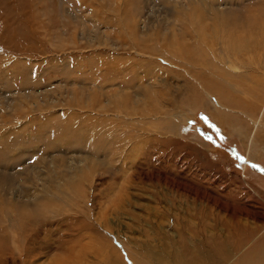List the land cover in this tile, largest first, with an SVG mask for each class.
I'll list each match as a JSON object with an SVG mask.
<instances>
[{
	"label": "rangeland",
	"instance_id": "1",
	"mask_svg": "<svg viewBox=\"0 0 264 264\" xmlns=\"http://www.w3.org/2000/svg\"><path fill=\"white\" fill-rule=\"evenodd\" d=\"M263 78L264 0H0V264L255 262Z\"/></svg>",
	"mask_w": 264,
	"mask_h": 264
},
{
	"label": "bare ground",
	"instance_id": "2",
	"mask_svg": "<svg viewBox=\"0 0 264 264\" xmlns=\"http://www.w3.org/2000/svg\"><path fill=\"white\" fill-rule=\"evenodd\" d=\"M258 44H256L255 45V47L257 46ZM228 66H230V65H228ZM229 69V68H228ZM248 73V72H247ZM210 76V75H209ZM207 78V77H206ZM261 78V77H260ZM264 79V78H263ZM200 80V79H199ZM205 86H207L208 84H209V82L208 81H206V82H204V81H202V80H200ZM212 81V80H211ZM223 82V81H222ZM226 81H224L223 83H225ZM217 83V85H219L218 84V82H216ZM253 83V82H252ZM213 84V83H212ZM226 84V83H225ZM262 84V83H261ZM217 85H216V87H217ZM220 86V85H219ZM218 86V87H219ZM264 86V85H263ZM212 87V86H211ZM215 87V88H216ZM230 87H232L231 85H230ZM214 88V87H213ZM214 88V89H215ZM211 90V89H210ZM223 90V89H222ZM222 90H221V92H222ZM215 91H218V90H215ZM220 91V90H219ZM255 91V90H254ZM235 92V91H234ZM218 93V92H217ZM225 93V92H224ZM227 94V93H226ZM222 95V94H221ZM220 95V96H221ZM228 95V94H227ZM229 96V95H228ZM260 99H263L264 98V89H262L261 91H260ZM218 99V98H217ZM220 99V98H219ZM219 99H218V101H219ZM221 100V99H220ZM232 100V99H231ZM237 100V99H236ZM221 102V101H220ZM238 102H239V100H238ZM231 103V102H230ZM260 103V102H259ZM259 103H255L254 105L255 106H257V104H259ZM223 104V103H222ZM241 104V103H240ZM231 106V105H230ZM239 106V105H238ZM244 106H246V105H244ZM247 107V106H246ZM228 108V107H227ZM250 108V109H249ZM248 109L249 110H251V107H248ZM258 109V107H256L255 108V110H257ZM222 110V109H221ZM264 110V109H263ZM226 111V110H225ZM250 112V111H249ZM251 113V112H250ZM259 122V121H258ZM258 122H254V125H256V127H258L259 126V124L260 123H258ZM100 140V139H99ZM254 155V154H253ZM54 166V165H53ZM83 169V168H82ZM57 170V169H56ZM72 170V169H71ZM54 171H55V167H54ZM53 174V173H52ZM42 175H45V176H42ZM48 175V174H47ZM46 174H45V172H38V173H36V175H34V176H32V177H30V176H25L24 178L25 179H27V181L29 180V181H33V183H35L36 184V186H39V183H41V187H42V190L43 189H45V186H44V183L46 182V180L44 179L45 177H48ZM11 182V181H10ZM1 184V183H0ZM31 185V184H30ZM34 185V184H33ZM46 185V184H45ZM51 189V188H50ZM45 192V191H44ZM47 193V192H46ZM47 195V194H46ZM33 197V196H32ZM48 197H49V194H48ZM57 198V197H56ZM33 199H34V201H36L37 199H38V197H33ZM239 220H236L235 221V225H237L238 227L236 228V229H238V230H245V227H242V226H240V225H238L239 224V222H238ZM232 223V222H231ZM224 226V225H223ZM228 227H231L230 225H229V222H227L226 224H225V226H224V229L225 228H228ZM188 229H192V230H194L193 229V227H188ZM229 229V228H228ZM224 231H226L227 233H228V235H229V230L227 231V230H224ZM235 231V230H234ZM226 236V234L225 235H223L222 237H220L219 239H218V241L220 240V239H224L225 240V242H224V244L226 243V245H231V242H229V236ZM163 239H162V242H166V241H169V244L171 245L170 247H174L175 245H173V239H169L167 236H163L162 237ZM194 238V237H193ZM177 241V240H176ZM193 243H194V245H195V241L196 240H191ZM188 242V241H187ZM176 244H178V242L176 243ZM220 244V243H219ZM223 244V245H224ZM242 245H243V242H242ZM108 246V245H107ZM181 246H182V248L184 249V250H190V249H192L193 247H192V245H189L188 243H182L181 244ZM218 246V245H217ZM201 247V246H200ZM219 247V246H218ZM223 247V246H222ZM235 247V246H234ZM204 248V247H203ZM202 248V249H203ZM207 248V247H206ZM241 248V247H240ZM106 249H107V247H106ZM200 249V248H199ZM201 249V250H202ZM209 248H207V250H208ZM231 249V248H230ZM264 249V248H263ZM198 250V249H197ZM210 250V249H209ZM208 250V251H209ZM218 250V249H217ZM262 250V249H261ZM194 251H195V248H194ZM262 251H264V250H262ZM262 251L256 256L257 257V260H255V262H254V260H253V262L252 261H249V260H246L245 262L243 261V263L242 264H257V261L258 262H261V260L263 259V255L264 254H262ZM197 252V251H196ZM195 252V253H196ZM160 253V252H159ZM198 253V252H197ZM200 253H203V252H200ZM243 253V252H242ZM145 254V253H144ZM214 254H216V255H214ZM214 254H212V258H211V260H212V264H213V260H219L218 259V257H224L225 259H230L231 257H232V255H233V252L231 251V250H227L225 247H223L222 248V250H221V252L220 251H216V253H214ZM252 255V254H251ZM145 256V255H144ZM161 258H162V256H163V253H161ZM159 256V257H160ZM170 256V255H169ZM184 256H185V254H184ZM183 255H180V254H177V253H175V252H173V256L171 257V259H172V261H173V264H197V260H198V258H197V256H196V254H192V253H190V256L188 257V260L189 261H187V259L185 260L183 257H184ZM206 256V255H205ZM236 256V260H239L240 258H241V255H239V254H236L235 255ZM208 257H210V256H208ZM185 258H186V256H185ZM190 258V259H189ZM234 259V258H233ZM243 259H244V257H243ZM248 259V258H247ZM145 260H147L146 258H145ZM144 260V261H145ZM168 260H169V257H168ZM232 260V259H231ZM245 260V259H244ZM250 260H252V259H250ZM149 261V260H148ZM155 263H156V261H154ZM235 262V261H234ZM113 263V262H112ZM160 263V262H159ZM162 263V262H161ZM209 263V262H208ZM219 262H216L215 264H218ZM171 264V263H170ZM206 264V263H205ZM210 264V263H209ZM219 264H221V262L219 263ZM239 264H241V263H239Z\"/></svg>",
	"mask_w": 264,
	"mask_h": 264
},
{
	"label": "snow or ice",
	"instance_id": "3",
	"mask_svg": "<svg viewBox=\"0 0 264 264\" xmlns=\"http://www.w3.org/2000/svg\"><path fill=\"white\" fill-rule=\"evenodd\" d=\"M206 139H210L209 137H205ZM253 167H255V165L253 166Z\"/></svg>",
	"mask_w": 264,
	"mask_h": 264
}]
</instances>
